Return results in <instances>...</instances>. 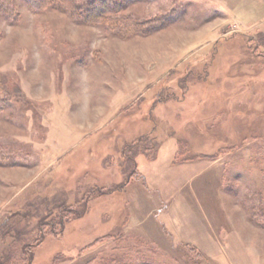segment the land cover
<instances>
[{
	"label": "rangeland",
	"instance_id": "obj_1",
	"mask_svg": "<svg viewBox=\"0 0 264 264\" xmlns=\"http://www.w3.org/2000/svg\"><path fill=\"white\" fill-rule=\"evenodd\" d=\"M116 1L0 0V264H264V0Z\"/></svg>",
	"mask_w": 264,
	"mask_h": 264
},
{
	"label": "trees",
	"instance_id": "obj_2",
	"mask_svg": "<svg viewBox=\"0 0 264 264\" xmlns=\"http://www.w3.org/2000/svg\"><path fill=\"white\" fill-rule=\"evenodd\" d=\"M109 0H27L37 11L46 9H54L61 12H66L82 24H93L108 26L111 31H114L122 38H128L134 34H144L148 30L146 25L139 22L128 20V17H112L107 13L121 12V9H115L114 6H109ZM122 0L116 1L117 6ZM113 5V4H112ZM116 6V8H117ZM102 11V12H100ZM83 13V14H81ZM82 213H77L81 216ZM53 234H55L53 232ZM56 237V235H53Z\"/></svg>",
	"mask_w": 264,
	"mask_h": 264
}]
</instances>
